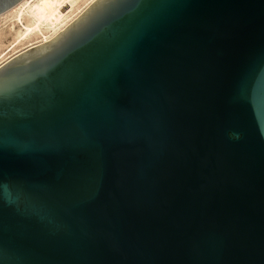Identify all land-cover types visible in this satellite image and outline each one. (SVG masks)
I'll use <instances>...</instances> for the list:
<instances>
[{
  "label": "water",
  "instance_id": "1",
  "mask_svg": "<svg viewBox=\"0 0 264 264\" xmlns=\"http://www.w3.org/2000/svg\"><path fill=\"white\" fill-rule=\"evenodd\" d=\"M0 264H264V0H95L3 63Z\"/></svg>",
  "mask_w": 264,
  "mask_h": 264
},
{
  "label": "bare ground",
  "instance_id": "2",
  "mask_svg": "<svg viewBox=\"0 0 264 264\" xmlns=\"http://www.w3.org/2000/svg\"><path fill=\"white\" fill-rule=\"evenodd\" d=\"M94 1L20 0L1 13L0 21L7 25L0 29V48L6 37L12 36V41L0 50V66L20 52L57 36Z\"/></svg>",
  "mask_w": 264,
  "mask_h": 264
},
{
  "label": "rangeland",
  "instance_id": "3",
  "mask_svg": "<svg viewBox=\"0 0 264 264\" xmlns=\"http://www.w3.org/2000/svg\"><path fill=\"white\" fill-rule=\"evenodd\" d=\"M4 22L0 21V29L5 28L7 24H4ZM12 41V36H8L3 40V44H1L0 50L4 49L10 42ZM1 57V56H0Z\"/></svg>",
  "mask_w": 264,
  "mask_h": 264
}]
</instances>
